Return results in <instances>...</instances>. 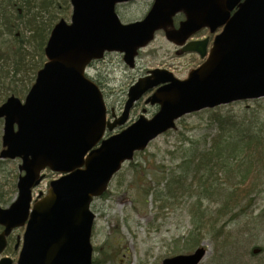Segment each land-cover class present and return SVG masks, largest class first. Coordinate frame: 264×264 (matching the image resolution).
<instances>
[{"label":"water","instance_id":"water-1","mask_svg":"<svg viewBox=\"0 0 264 264\" xmlns=\"http://www.w3.org/2000/svg\"><path fill=\"white\" fill-rule=\"evenodd\" d=\"M69 1L70 21L54 26L44 49L46 63L24 102L11 96L0 105V159L21 160L17 198L0 207V256L14 230L25 227L16 264H93L91 206L125 163L188 114L264 98V0H154L144 19L127 24L116 7L138 0ZM179 14L185 19L175 28ZM204 28L212 34L223 28L208 57V40L186 44ZM160 30L183 46L182 53L197 52L206 61L183 81L168 70H151L129 88L122 115L108 122L103 95L86 76L88 66L116 52L133 69L139 51ZM155 88L146 101L159 105L154 117L141 115L105 138L106 131L125 125L135 103ZM45 170L60 178L35 201L33 191ZM206 254L201 246L163 264H200ZM13 263L9 257L0 260Z\"/></svg>","mask_w":264,"mask_h":264},{"label":"rangeland","instance_id":"rangeland-1","mask_svg":"<svg viewBox=\"0 0 264 264\" xmlns=\"http://www.w3.org/2000/svg\"><path fill=\"white\" fill-rule=\"evenodd\" d=\"M152 3L138 1L121 4L116 8V13L123 23L140 21L150 10ZM70 9L72 10L71 6ZM64 10L65 6L62 5L58 12ZM71 10L66 19L68 22ZM182 19V16L175 19L176 26ZM214 35L206 31L198 36L199 41L205 40L206 36L211 38L208 52ZM180 50L160 31L155 40L140 51L135 69L125 65L121 54L110 53L104 59L93 62L87 74L102 92L108 110H113L118 115L123 110L129 88L149 71L168 70L182 81L187 79L190 71L200 67L206 60L196 52L181 53ZM6 60L3 59L1 63L7 64ZM35 76L30 74L24 92L19 96L20 100L24 101ZM144 101L145 98L131 112L126 125L118 127L109 136L116 135L133 124L143 110L147 119L158 112L159 106L145 105ZM241 122H252L254 126L264 124V98L235 102L184 116L177 122L176 129L159 136L145 151L137 153L132 161L126 163L112 180L108 191L92 204L91 209L96 216L91 238L93 262L163 264L165 259L192 254L197 247L188 250L187 239L193 229L190 209L196 201L197 193L187 186L184 187V192H178L176 196L170 194L169 180L174 175L184 174L185 181L190 184L192 170L199 161L198 158L212 150L214 139L222 133L220 130L223 129L222 134L229 138L233 134L234 124ZM3 128L4 122L0 119V153L3 149ZM20 164L19 159L0 160L2 208H8L17 198ZM44 175L42 183L34 190L35 198L41 193L45 195L50 182L60 177L49 170L44 171ZM217 183L222 185V177ZM219 205L220 200L214 197L203 203V209L214 211ZM263 210L264 190L255 198L253 208L230 220L225 235L227 243L223 236L217 241L212 235L201 240L199 247L203 246L207 254L200 264H230L235 259L234 264H264V219L259 218ZM23 234L24 227L13 232L12 247L16 245L17 238L22 239ZM223 254L226 255L224 262L221 258ZM4 255L15 262L18 259V252L14 254L12 248Z\"/></svg>","mask_w":264,"mask_h":264},{"label":"trees","instance_id":"trees-1","mask_svg":"<svg viewBox=\"0 0 264 264\" xmlns=\"http://www.w3.org/2000/svg\"><path fill=\"white\" fill-rule=\"evenodd\" d=\"M62 5L64 12H58ZM70 6L69 0H0L1 104L12 95L19 97L30 74L37 75L44 66V49L51 31L56 23L67 19ZM3 59L8 65L1 63ZM232 132L229 138L220 133L212 150L198 158L190 184L184 174L169 180L170 194L176 196L187 186L197 193L190 209L193 229L187 239L188 250L198 249L208 235L216 241L225 237L230 220L253 208L255 198L264 190V124L235 123ZM220 177L222 185L217 183ZM214 197L220 200L216 210L203 209V203ZM259 218L264 219V210ZM224 240L227 243L226 237ZM225 256H221L223 262Z\"/></svg>","mask_w":264,"mask_h":264},{"label":"flooded vegetation","instance_id":"flooded-vegetation-1","mask_svg":"<svg viewBox=\"0 0 264 264\" xmlns=\"http://www.w3.org/2000/svg\"><path fill=\"white\" fill-rule=\"evenodd\" d=\"M206 31H208V30H202V31H200V32H198L193 38H192V41H199L198 39H199V37L198 36H200L202 33H204V32H206ZM208 36H206L205 37V40H208L209 42H210V40H211V38L210 37H208ZM179 48V47H178ZM181 49V48H180ZM181 51V50H180ZM92 65H93V63H92ZM91 65V66H92ZM147 96H149V95H147ZM147 96L145 97V101H144V104L146 105V99H147ZM143 100V99H142ZM142 100H140L138 103H136L135 105H134V108L132 109V111L133 110H135V108L137 107V106H139L140 104H141V101ZM123 109H124V107H123ZM131 111V112H132ZM144 111V110H143ZM123 112V111H122ZM122 112L120 113V114H116L113 110H111V111H109L108 110V108H107V119H108V121H110V122H115L116 120H117V118L122 114ZM3 148V147H2ZM12 239V238H11ZM11 239H9V241H10V244L8 245V247H7V251H9V250H11V248L14 250V252L16 253L18 250H19V248H17L16 249V247H17V243H16V245L14 246V247H12L11 246ZM18 240H19V238H17V242H18ZM13 252V251H12Z\"/></svg>","mask_w":264,"mask_h":264}]
</instances>
